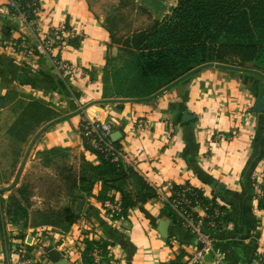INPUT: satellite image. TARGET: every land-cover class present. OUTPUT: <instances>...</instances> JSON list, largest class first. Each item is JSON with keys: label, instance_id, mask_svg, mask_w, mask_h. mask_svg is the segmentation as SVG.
I'll list each match as a JSON object with an SVG mask.
<instances>
[{"label": "crops", "instance_id": "0c3cea01", "mask_svg": "<svg viewBox=\"0 0 264 264\" xmlns=\"http://www.w3.org/2000/svg\"><path fill=\"white\" fill-rule=\"evenodd\" d=\"M10 2L0 0V138L24 111L14 108L21 97L46 101L59 115L37 132L34 150L62 149L72 154L73 163L96 165L99 160L87 149L81 125L99 116L114 124L122 161L159 196L112 223L97 199L100 183L91 197L76 190V213L79 201L85 200L80 222L67 233L27 229L24 245L31 251L18 239L13 252L0 242V264H17L26 251L36 264H82L76 245L85 231L114 244L113 264H171L181 257L183 263L201 246L164 209L173 187L187 184L227 205V223L211 233L222 264H252L264 247V204L254 200L251 184L253 173L264 176V72L252 65L208 63L151 97H108L106 69L115 48L86 0H39L34 21L12 15ZM177 3H168V14ZM61 24L77 37L56 54L83 70L78 78L63 76L35 51L38 28L47 32ZM186 116L191 118L185 121ZM142 121L149 127L140 130ZM197 211L205 215L203 209ZM215 259L208 253L201 264H214Z\"/></svg>", "mask_w": 264, "mask_h": 264}, {"label": "trees", "instance_id": "16d2710c", "mask_svg": "<svg viewBox=\"0 0 264 264\" xmlns=\"http://www.w3.org/2000/svg\"><path fill=\"white\" fill-rule=\"evenodd\" d=\"M17 1L29 21L37 19L35 10L39 8V0ZM35 1L36 4L30 6ZM11 11L15 12L14 9ZM121 46L125 58L121 72H118L117 97L123 98L151 97L208 63L241 67L256 64L264 68V0H178L177 6L161 20H154L149 26L125 36ZM31 104L34 106V103ZM26 108L27 106L21 114V120L30 114L29 108ZM84 142L87 149L96 155L99 164L86 160L81 163L78 173L69 178L74 191H81L91 197L96 185L100 183L101 190L97 199L102 206L111 198V193L114 196L119 193L122 212L115 215V220L127 219L131 209L144 206L159 196L157 189L133 167L127 166L121 159H114L111 154L95 150L85 139ZM113 143L116 149L121 150L117 142ZM58 152L60 149L56 148L52 154ZM183 190V185H175L173 195ZM19 191L24 193L23 190ZM13 198L14 208L28 218L26 207L17 197ZM191 198L201 200L209 208V214H213L218 208L216 201L206 197L202 190H197L196 196ZM164 214L182 225L170 204L166 205ZM46 215L43 211L37 214L38 217ZM60 219L62 223L46 222L35 227L50 226L67 233L83 217L73 209L66 208ZM217 222L223 225L227 223V218H218ZM93 233L85 231L83 239L76 245L82 251V264H113L111 252L114 244L93 237ZM25 238V235H18L15 240L18 239L25 249L31 251L29 246L24 245ZM96 248L101 250L99 261L93 255ZM23 253L26 257H31L29 252ZM181 258L171 264H184Z\"/></svg>", "mask_w": 264, "mask_h": 264}, {"label": "rangeland", "instance_id": "374dc122", "mask_svg": "<svg viewBox=\"0 0 264 264\" xmlns=\"http://www.w3.org/2000/svg\"><path fill=\"white\" fill-rule=\"evenodd\" d=\"M86 2L97 20L108 30L112 48H115L106 69V95L117 97L118 72H121L125 58L124 52L121 51V43L129 33L147 27L157 20L156 11L146 7L143 1L136 3L135 0H86ZM167 11L168 8L165 11L166 15ZM250 65L264 72V68L256 64ZM31 103H34V106H31ZM26 106L30 114L23 120L16 114L17 118L6 136L0 138V242L7 244L9 252H13L16 236L24 235L27 229L36 230L35 225L41 223H62L60 217L63 211L66 208L74 209L76 191L69 178L78 173L82 163H73L72 154L66 150L60 149L56 154H52L54 149L34 150L33 140L37 132L59 114L54 110V106L46 101L31 102L29 98L23 97L14 108L19 110ZM19 189L24 193L21 194ZM13 197H17L26 207L28 218L14 208ZM39 211L47 214L46 217H38ZM51 228L53 227L49 226L47 230ZM207 255L208 253L205 257ZM1 260L0 258V262Z\"/></svg>", "mask_w": 264, "mask_h": 264}, {"label": "built area", "instance_id": "2783aa9c", "mask_svg": "<svg viewBox=\"0 0 264 264\" xmlns=\"http://www.w3.org/2000/svg\"><path fill=\"white\" fill-rule=\"evenodd\" d=\"M165 2L167 0H164ZM31 4L30 6H34ZM10 8L14 9L12 15H20L24 19L28 20V16L17 0H11ZM39 8L35 10V14L38 15ZM39 31L38 46L35 51L48 59L55 68L63 75L73 78H78L83 75V70L75 66L73 63L66 59H62L56 53L62 51L69 46L70 41L75 39L77 35L70 30L65 24H61L58 27H52L47 32ZM149 127V122L142 121L139 125L140 130H144ZM115 126L111 121L102 120L99 116L94 118L85 119L81 125L82 137L89 142L90 146L101 153H107L114 156L116 160H123L122 150L116 149L114 141ZM251 184L253 187V198L256 202H264V176L259 173H253L251 176ZM184 190L177 192L168 201V204L172 206L176 214L182 221V226L189 231L199 244L202 245L196 253L189 256L184 264H201L207 253H213L215 255L214 264L223 263V255L219 248L215 246V240L212 236V232L220 230L225 224L220 225L217 222L218 218H224L227 214V205L219 199L215 200L218 208L213 214L208 213L207 207L201 203V200L192 199L196 196V191L200 189L191 186L189 184L183 185ZM201 208L205 212L204 216H201L197 209ZM103 210L107 218L114 223L115 215H119L122 212V202L120 194L114 196L111 193V198L103 204ZM206 230L208 232H206ZM97 261L100 260L101 250L96 248L93 252ZM17 264H35V261L31 257H26L24 253L19 258ZM252 264H264V247H262L252 260Z\"/></svg>", "mask_w": 264, "mask_h": 264}, {"label": "water", "instance_id": "95a60500", "mask_svg": "<svg viewBox=\"0 0 264 264\" xmlns=\"http://www.w3.org/2000/svg\"><path fill=\"white\" fill-rule=\"evenodd\" d=\"M144 4L146 7H150L152 10L156 11V19L160 20L163 17L164 12L166 11V9L168 8V3L165 2L164 0H144ZM24 74L20 75V80H23ZM2 106V105H1ZM191 117L190 116H186L184 118V120L188 121ZM114 139L118 138V135L115 134ZM84 205H85V200L79 201L76 211L77 213H82L83 209H84ZM206 232H208L206 230ZM201 248L202 245L200 244ZM61 264H66L65 262L61 263Z\"/></svg>", "mask_w": 264, "mask_h": 264}]
</instances>
